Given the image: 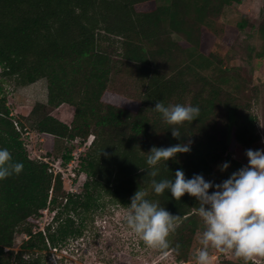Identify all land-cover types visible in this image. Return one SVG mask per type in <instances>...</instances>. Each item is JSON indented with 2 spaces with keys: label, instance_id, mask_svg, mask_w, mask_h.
Returning <instances> with one entry per match:
<instances>
[{
  "label": "trees",
  "instance_id": "1",
  "mask_svg": "<svg viewBox=\"0 0 264 264\" xmlns=\"http://www.w3.org/2000/svg\"><path fill=\"white\" fill-rule=\"evenodd\" d=\"M159 1L0 0L1 80L17 87L48 83L47 103L37 104L23 119L15 120L7 99L0 97V147L24 164L20 175L0 182V264H30L26 254L82 237L84 222L103 200L127 208L140 188L179 217L168 249L161 251L178 263L190 257L194 237L204 230L198 202L189 195L180 201L170 193L156 195L146 154L190 140L191 152L167 167L162 163L156 179H171L182 169L187 178L202 174L214 180L224 162L231 164L229 177L241 168L231 156L233 141L251 147L259 140L254 117L224 87L229 73L204 53L210 49L206 37L213 17L244 0H172L169 6ZM260 30L264 34V18ZM174 34L188 46L174 42ZM184 52L187 59H179ZM121 70L136 79L134 95L114 90ZM157 102L198 106L200 114L178 126V140L173 126L152 110ZM66 105L74 109L71 125L53 116ZM28 128L60 144L94 137L79 162L86 176L80 194L64 189L62 173L56 174L50 163L30 157L23 141ZM57 152L51 155L64 166L73 160V152L62 157ZM45 210L55 214L53 221L45 232L35 231ZM18 235L26 240L16 253Z\"/></svg>",
  "mask_w": 264,
  "mask_h": 264
},
{
  "label": "rangeland",
  "instance_id": "2",
  "mask_svg": "<svg viewBox=\"0 0 264 264\" xmlns=\"http://www.w3.org/2000/svg\"><path fill=\"white\" fill-rule=\"evenodd\" d=\"M171 2L172 0H161L158 4L169 6ZM213 18L214 22L207 32L209 34L207 37L204 36L210 49L205 44L204 53L211 57L216 67L226 69L229 73L228 86L224 87L235 94L243 103L244 110L254 117L255 133L259 136V140L251 147H242L233 141L232 159L243 167L248 163L247 150L264 149V56L261 54L264 51V34L260 30L264 18V0L234 3ZM172 39L174 42H184L185 48L188 46L181 35L174 34ZM184 53L179 59L181 57L183 60L187 59V53ZM35 84L17 87L9 79L2 81L0 76V97L7 99L15 120L29 116L37 104L48 101L47 81L41 80ZM137 84L136 79H132L121 70L114 80L113 88L118 93L134 95ZM53 116L71 125L74 109L67 105L62 106L54 111ZM93 140L94 137H90L86 142L78 140L60 144L29 128L23 133V141L30 157L48 162L56 174L62 173L64 189L74 194L83 191L86 176L79 172V162L86 155ZM54 151H59L57 154L60 157L71 151L73 160L68 166H64L56 155H51ZM227 178H229L227 172L222 173L219 170L213 181L220 183ZM127 214V208L113 204L106 198L100 208L91 213L90 218L84 222L86 228L82 237L70 238L58 248L48 245L47 250L26 254L24 259L30 261V264H195L196 250L201 247L197 235L194 237L188 260L178 263L173 254L146 247L143 241L126 227ZM41 215L35 231L45 232L55 214L45 210ZM76 222L80 223L78 220ZM25 240L26 236H17L13 248L16 253L21 251ZM209 251L212 264H264V257H255L245 262L230 251L222 252L215 249Z\"/></svg>",
  "mask_w": 264,
  "mask_h": 264
},
{
  "label": "clouds",
  "instance_id": "3",
  "mask_svg": "<svg viewBox=\"0 0 264 264\" xmlns=\"http://www.w3.org/2000/svg\"><path fill=\"white\" fill-rule=\"evenodd\" d=\"M159 113L171 129L172 136L181 139L178 126L196 120L198 106L157 102L152 109ZM191 152V141L166 148L153 147L146 154L148 177L152 191L160 196L170 193L180 201L189 195L198 202V215L204 230L197 233L201 247L195 253V264H212L210 249L233 252L245 262L255 257H264V149L247 150V165L233 172L220 183L206 180L202 174L187 178L182 169H177L171 179H156L159 166L175 160L181 154ZM102 154H105L104 151ZM231 164L219 166L226 173ZM24 164L13 160L12 153L0 147V182L22 173ZM126 227L137 235L148 248L165 250L168 237L175 228L178 216L172 215L157 202L148 198L140 188L127 205Z\"/></svg>",
  "mask_w": 264,
  "mask_h": 264
},
{
  "label": "crops",
  "instance_id": "4",
  "mask_svg": "<svg viewBox=\"0 0 264 264\" xmlns=\"http://www.w3.org/2000/svg\"><path fill=\"white\" fill-rule=\"evenodd\" d=\"M34 85H36V84H34ZM42 103V102H41ZM47 103V101H45L44 103H42V104H46Z\"/></svg>",
  "mask_w": 264,
  "mask_h": 264
}]
</instances>
